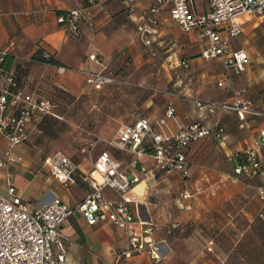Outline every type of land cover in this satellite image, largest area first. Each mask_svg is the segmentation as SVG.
<instances>
[{
	"label": "crops",
	"instance_id": "crops-1",
	"mask_svg": "<svg viewBox=\"0 0 264 264\" xmlns=\"http://www.w3.org/2000/svg\"><path fill=\"white\" fill-rule=\"evenodd\" d=\"M85 1L0 0L3 14L0 18V50L13 51L16 61L20 58L28 85L35 88V85L39 87L48 83L73 95H81L96 91L85 83L84 71L101 72L107 66L108 72H114L126 81L138 71L157 70V75L162 76L157 79L160 81L157 85L163 88L172 85V90L165 92L162 106L155 105L154 100H147L144 103L146 114L135 111L131 122L147 117L157 125L173 104L176 118L169 122V128L177 131L200 119L195 99L230 102L237 86L244 85L246 79H256L249 75L247 67L220 88L222 65L213 66L201 58L206 41L198 32L185 33L169 11L163 14L153 53H149L137 39V28L143 13L154 0H107L108 15L98 16L93 27L84 22L79 35H70L58 23V13L77 9ZM203 8H207L206 0ZM182 38L189 39L188 43ZM40 49L53 55L59 66L69 71L59 74L57 65L24 60L32 58ZM93 54L97 55L99 63L90 59ZM183 61L190 64L189 69L182 67ZM179 70L192 71L193 76L177 79L175 75ZM205 123L212 129V134L190 147L185 174L140 173L142 180L130 193L137 219L131 228H118L103 220L91 225L80 212L64 224L62 233L73 244L68 251L67 264H174L185 258L187 247L202 246V241L207 242V247L218 246L219 233L225 230V218L236 217L234 214L238 213L242 219L251 222L258 215L250 207L255 203L264 206L260 191L264 187V147L259 156L263 170L255 179L246 178V174L239 176L235 169L244 152L255 146L257 131L264 129V119L256 120L255 129L249 131L240 127L235 113L218 110ZM221 126L225 128L224 132L219 130ZM0 139L6 140L1 135ZM6 149H0V159L5 157ZM21 149L16 150L17 156H22ZM108 150L123 167L133 160L131 155L115 148L109 147ZM146 166L152 170L153 160H147ZM0 169V194L8 195L12 180L22 199L32 206L41 207L59 197L76 208L90 190L86 178L94 166L90 171L78 167L76 183L69 190H65L48 173L49 170L33 174L25 161L15 164L10 172L7 168ZM250 181L258 186L251 185ZM106 197L121 200V196L112 190L106 191ZM189 225L195 227L192 233L187 229ZM133 239L137 242L134 243ZM154 250L156 256L151 255ZM195 257H199V260L194 259L195 263L202 262L201 253L196 251Z\"/></svg>",
	"mask_w": 264,
	"mask_h": 264
},
{
	"label": "built area",
	"instance_id": "built-area-1",
	"mask_svg": "<svg viewBox=\"0 0 264 264\" xmlns=\"http://www.w3.org/2000/svg\"><path fill=\"white\" fill-rule=\"evenodd\" d=\"M106 3L107 0H87L85 5L58 15V23L68 34L77 36L84 22L93 27L98 16L108 15ZM206 4L207 8L200 10L196 0H154L138 24L137 39L149 53H153L158 26L164 12L169 11L185 33L198 32L206 41L201 58L222 65L218 86L224 88L225 82L234 74L244 72L251 61L245 49H234L231 44L232 39L242 34L239 17L250 13L264 18V0H206ZM2 15L0 11V18ZM7 54V51L0 50V64ZM44 56L49 58L50 53L46 52ZM90 59L99 63L97 55H91ZM24 60L36 62L32 58ZM181 64L185 69L190 68L188 62ZM68 71L64 66L58 67L59 74ZM84 75L85 83L96 91L116 82L107 66L101 72L84 71ZM194 104L200 119L177 131L169 128V122L176 118L173 104L157 125L147 117L123 125L109 141V147L131 155L133 160L123 167L109 150L101 152L94 162L93 172L86 178L90 190L76 208L59 197L47 205L32 206L22 199L11 180L8 195L0 194V264H67L68 251L73 244L62 233V228L75 213H82L91 225L103 220L118 228H131L137 219L130 193L141 182L140 173L185 174L190 147L211 136L212 129L205 121L213 118L218 110L235 113L240 127L249 131L255 129L256 120L264 119V108L248 99L243 90H235L230 102L195 99ZM58 107L55 101L38 96L28 83L22 84L13 73L3 74L0 69V135L8 142L5 157L0 159L1 168L10 172L15 164L23 162L15 151L29 142L33 130L45 117L61 118ZM219 130L224 132L225 128L221 126ZM257 135L255 146L244 152L235 169L239 176L256 175L263 170L259 156L264 147V129H259ZM147 160H153L152 170L147 168ZM44 168L65 190L76 183L78 167L63 153L49 157ZM107 190L118 193L121 200L107 198ZM133 241L136 243L137 239ZM139 248L144 249V246ZM151 255L156 256V250Z\"/></svg>",
	"mask_w": 264,
	"mask_h": 264
},
{
	"label": "rangeland",
	"instance_id": "rangeland-1",
	"mask_svg": "<svg viewBox=\"0 0 264 264\" xmlns=\"http://www.w3.org/2000/svg\"><path fill=\"white\" fill-rule=\"evenodd\" d=\"M203 1L196 0V4L199 9L204 10ZM238 21L242 34L232 39L231 44L234 49H245L248 52L251 58L248 73L256 79L251 81L246 79L245 84L237 86L236 90H243L248 99L264 108V18L246 13L242 14ZM182 39L185 43L189 41L186 38ZM9 54L14 53L10 51ZM19 62L20 58L16 64L19 65L18 70L22 72ZM207 63L217 65V62ZM23 73L27 75L25 69L22 75ZM114 76L116 82L113 85L99 92L91 90L81 95H73L48 83H42L39 87L35 85V88L30 85L32 90L35 89L57 102L62 116L61 120L50 119L49 122L34 129L29 142L20 147L21 157H25L23 162H26L33 174L48 171L44 168L45 161L57 153L65 154L77 167L90 171L99 154L109 149V141L116 136L119 129L132 121V114L135 111L146 114L144 103L149 99L154 100L155 105L162 106L165 102V92L172 90L170 88L172 85L164 88L157 85L160 82L157 79L162 77L157 75V70L138 71L126 81L116 74ZM175 76L177 79H188L193 76V72L179 70ZM152 83L154 85H150ZM6 145V140L0 139V149L7 148ZM15 153L17 154V151ZM256 175L246 174L245 177L256 178ZM250 184L258 186L254 181H250ZM260 191L264 193V187ZM248 200L251 203V198ZM262 206L259 203H255L254 207L245 206L253 208L258 214L251 222L247 218L242 219L238 213L234 214L236 217L225 218L223 225L225 230L219 233L218 246L207 247V242L202 241V246L187 247L185 258H180L178 260L180 263L174 264H264V206ZM187 229L192 233L195 227L189 225ZM196 251L202 254L200 263L194 262V259L199 258L195 257Z\"/></svg>",
	"mask_w": 264,
	"mask_h": 264
},
{
	"label": "trees",
	"instance_id": "trees-1",
	"mask_svg": "<svg viewBox=\"0 0 264 264\" xmlns=\"http://www.w3.org/2000/svg\"><path fill=\"white\" fill-rule=\"evenodd\" d=\"M87 2V0L84 2L83 5H85ZM82 5V6H83ZM62 14H66V11H60L58 13V15H62ZM96 22V21H95ZM95 24V23H94ZM47 51L45 50H42L40 49L33 57L32 59H34L36 62H40V63H45V64H48V65H57L59 66V63L54 59L53 55L50 54V57L49 58H46L44 55ZM16 56L14 54H7V56L5 57L4 61L0 64V69L2 71V73L4 74H11L13 73L17 78L18 80L22 83V84H27V82L25 81V75L23 73L22 75V72L24 71L25 69V66L24 64L20 63L19 64L21 65V69L23 70L22 72H20L18 69H19V65L16 64ZM66 91V90H64ZM102 91V90H101ZM37 94L38 96H42V97H45L43 94H41L40 92L37 91ZM47 98V97H45ZM48 99V98H47ZM51 100V99H50ZM54 101V100H53ZM57 103V102H56ZM59 105V104H58ZM59 109H60V105L57 109V113L58 115L61 117V118H56V117H53V116H47L44 118V120L39 124V126H41L42 124L44 123H47L49 122L50 119H55V120H61L62 119V116L60 115L61 113H59ZM132 123V122H131ZM38 126V127H39Z\"/></svg>",
	"mask_w": 264,
	"mask_h": 264
}]
</instances>
